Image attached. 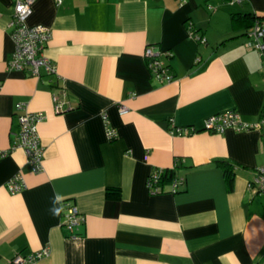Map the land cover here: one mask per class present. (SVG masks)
Wrapping results in <instances>:
<instances>
[{
	"label": "crops",
	"instance_id": "obj_1",
	"mask_svg": "<svg viewBox=\"0 0 264 264\" xmlns=\"http://www.w3.org/2000/svg\"><path fill=\"white\" fill-rule=\"evenodd\" d=\"M34 1L27 24L51 31L45 54L57 73L40 80L7 69L13 0H0V264L42 247L49 256L34 264H264V193L248 188L264 166V123L203 130L226 110L260 120L262 57L231 16H264V0ZM146 45L170 54V82L149 72ZM23 103L44 116L38 174L12 147ZM215 161L231 165V187ZM173 168L184 179L177 193L149 194L152 171ZM14 175L25 187L10 194ZM66 203L84 218L74 237L61 226Z\"/></svg>",
	"mask_w": 264,
	"mask_h": 264
},
{
	"label": "built area",
	"instance_id": "obj_2",
	"mask_svg": "<svg viewBox=\"0 0 264 264\" xmlns=\"http://www.w3.org/2000/svg\"><path fill=\"white\" fill-rule=\"evenodd\" d=\"M59 1V0H58ZM236 3H241L243 0H230ZM34 0H13V13L8 23L10 29V39L14 44V50L11 52L7 65V69L15 72L25 73L29 77L37 78L40 80L42 77H56V66L51 62L50 58L45 54L48 42L51 40V31L48 27L27 24V20L32 12ZM210 8V7H209ZM251 31L248 32L246 47L257 51L258 55L262 57V74L264 80V26L256 23ZM187 36L193 41H200L205 43V39L198 32H194L191 26L187 28ZM169 53H163L161 49L153 46L146 45L143 52V59L151 72L153 78L157 81L170 82L172 76L169 74V67L165 64L163 57L169 56ZM1 88V81H0ZM56 94L52 95L51 101L53 102V112L59 114L62 111V102L58 100ZM15 109L17 112L18 128L19 131L15 135L12 147L22 149L27 157V163L31 167L33 174H38L43 171V146L39 139L37 124L44 121V116L39 112H30L26 104H16ZM124 108L120 107L118 111L120 114L124 113ZM240 113L237 111H224L220 114H212L203 123V130L209 133L223 134L226 129L233 131L247 132L251 129L257 130L264 123V111L257 123H247L240 118ZM103 124H105V135L108 141H112L118 136L115 128H111L107 124L106 115L102 116ZM174 131L169 134L173 135ZM176 134L183 135V130L176 129ZM174 133V134H175ZM2 154H0L1 156ZM166 170V169H164ZM164 170H153L146 179L144 185L149 194H164L165 192L175 194L184 184V179L179 175L174 176L173 180L169 183L161 184V176ZM175 170V168L171 169ZM25 187L23 180L14 175L13 178L7 183L6 191L10 194L19 193ZM248 188L256 194L264 193V166L258 167L255 175L248 183ZM74 204L66 203L65 212H63V226L69 232V237H74L75 232L80 223L84 222L82 214L79 212ZM49 256V248L42 247L33 253L26 256H21L17 253L12 260L11 264H34L41 260L43 257Z\"/></svg>",
	"mask_w": 264,
	"mask_h": 264
},
{
	"label": "trees",
	"instance_id": "obj_3",
	"mask_svg": "<svg viewBox=\"0 0 264 264\" xmlns=\"http://www.w3.org/2000/svg\"><path fill=\"white\" fill-rule=\"evenodd\" d=\"M256 23H260L264 26V16L258 15V16H253L250 15L249 13H245V14H233L231 16V24L233 26H237V27H242L244 29H252L254 27V25ZM217 166L223 170L225 179L227 182V184L229 185V187H231L232 185V180L234 177V172L231 169V165H229V163L226 162H222V161H215ZM175 171L173 170H164V173L161 176V184L164 183H169L173 180L174 176H175ZM115 195H118V191L116 189L114 190H107L106 192V196L107 197H115Z\"/></svg>",
	"mask_w": 264,
	"mask_h": 264
},
{
	"label": "clouds",
	"instance_id": "obj_4",
	"mask_svg": "<svg viewBox=\"0 0 264 264\" xmlns=\"http://www.w3.org/2000/svg\"><path fill=\"white\" fill-rule=\"evenodd\" d=\"M59 210H57V213H58Z\"/></svg>",
	"mask_w": 264,
	"mask_h": 264
}]
</instances>
